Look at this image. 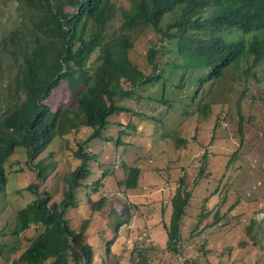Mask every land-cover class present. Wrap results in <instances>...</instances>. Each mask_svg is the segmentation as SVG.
Instances as JSON below:
<instances>
[{"label":"trees","instance_id":"1","mask_svg":"<svg viewBox=\"0 0 264 264\" xmlns=\"http://www.w3.org/2000/svg\"><path fill=\"white\" fill-rule=\"evenodd\" d=\"M12 1L15 2V11L21 20L20 27L3 39L7 46L6 50L14 57L16 73L14 84L9 85L11 87L16 85L14 94L10 96H16V99L0 102V196L13 190V187L8 186L6 169L10 157L18 148L26 149L27 166L36 171L40 181H45L47 166L44 162L35 164L38 156L56 138H62L72 131L79 135L83 129H88L89 133L86 139L76 143L73 154L79 160V165L65 175V188L59 202H51V194L46 191L39 193L38 187L41 182L28 186L36 198L18 210L13 217L14 224L2 231L4 235L8 234L16 238L19 244L23 239L26 243L23 244L24 248H18L16 251L12 246L14 244H0V252L5 262L7 264H127L129 262L149 264L148 259L151 258L149 250L152 248L147 250L146 247L144 250L137 247L136 240L144 237L143 231L139 232L137 237L132 235L130 230L134 229L132 225L130 226V218L133 215L132 209H138L135 216L143 221L142 226L153 227L157 223L155 215L151 216L150 209L147 211L136 205L131 207V205L116 204V199H111L110 195L97 189L99 183L104 185L102 179L99 183L97 181V184L94 182L96 185L94 187L91 186L92 182L87 183L90 179L94 180V177L100 179L98 176L100 168L96 164L100 161V155L90 153L88 148L95 140L113 141L116 144L126 143L122 142L120 136L128 133L130 128H133L138 136L142 133L140 128L143 125L150 123L158 129L160 125L166 123V119L169 121L173 101L161 96L153 97L145 94H148L147 90L154 81L162 77L182 88L185 86L183 83L187 79V74L182 73L177 84L175 79L180 73L174 70L191 67L199 59L201 51L194 45L189 47L187 38L179 35L177 31L183 14L189 9V0H131L130 8L122 7L117 27L109 24L114 17L115 8L110 0ZM252 3H257V0L240 1V7L234 14L237 24L247 26L256 22L251 8ZM143 24L151 30L159 31L162 38L175 40L173 45L176 48L175 52L180 56L179 65L170 71L162 68L159 57H156L158 49L152 48L154 39L150 41L151 49L147 53L148 71H144L131 61L130 52L141 30V27H137ZM235 40L237 39L213 49L210 53L211 60L218 65L226 63L227 47ZM157 43L158 40L155 46ZM8 46L11 47L8 49ZM255 49L257 51V47ZM159 53L164 55L162 51ZM247 54L241 57L240 66L246 79L249 78L247 70L255 61L249 52ZM209 64L208 60L206 65ZM61 81L68 87V94L61 105L52 108L47 100L57 92ZM123 84H129L130 88H123ZM165 87L167 88V81ZM69 94L74 98L71 99ZM166 96L165 90L164 97ZM123 98H136L142 104L144 100L161 101L157 104L160 116L149 110L122 106L119 102ZM242 98L236 101L233 109L236 119L240 118L245 123L264 116V106L259 105L256 99L250 104L252 111L239 113ZM126 103L128 104V101ZM141 118L145 120L142 121ZM242 121L238 123L237 129H234L236 134L231 137L233 151L225 150L227 147L222 145H216L211 150L214 156L217 154H221V158L223 155L230 156L226 169L229 168L234 156H238L241 144L243 143L244 146L246 141ZM132 122H135L136 128L130 125ZM123 123L128 125L127 130H117V137L107 135L113 132L114 126L118 124L124 129ZM213 136L215 137V134ZM180 141L184 142L183 139ZM65 144L70 146L69 139L65 138ZM204 147L205 155L198 159L201 162L198 175L207 163L210 146ZM105 171L109 173L108 170ZM140 173V168L131 167L127 178L125 181H120V184H125L129 189L137 188ZM216 182L218 184L215 190H218L220 195L223 188L226 192H230V188L225 183L221 184L220 180ZM185 184V178L182 176L171 200L169 220L160 222L167 231L163 232L168 238L166 251L179 259L178 255L183 257L184 260L180 264H197L198 258L184 254V249L189 244L188 240L198 233V227L210 215L213 214L214 221L203 225L202 230L205 227H213L223 218L229 217L235 204L222 213L221 207L227 195H224L218 204V209L207 206L205 201H209L210 197L206 196L199 202V209L202 212L200 210L197 212L192 208L193 198ZM83 188L89 190L86 191V199L92 202L91 217L77 226L75 217L66 214L70 208L80 205L78 192ZM237 200L238 198L236 202ZM253 223L251 229L254 230V236H257L260 230L263 231L264 236V223L261 224L257 219ZM193 226L196 227L189 232L190 227ZM152 227L148 229L150 234L154 230ZM122 233L131 240L121 239ZM112 235L114 237H110ZM6 246L7 249L4 251ZM118 248L123 249L125 253L123 257L117 256ZM17 252L18 254L11 258V255Z\"/></svg>","mask_w":264,"mask_h":264},{"label":"rangeland","instance_id":"2","mask_svg":"<svg viewBox=\"0 0 264 264\" xmlns=\"http://www.w3.org/2000/svg\"><path fill=\"white\" fill-rule=\"evenodd\" d=\"M110 1L116 5L114 11L116 16L122 13V7L129 8L131 6L130 0ZM14 4L15 2L12 0H0V102L16 99V96L10 97L14 94L16 85L12 87L9 85L10 83L14 84L16 73V67L13 63L14 57L6 50L7 46L3 42L5 37L20 27L21 18L17 15ZM118 25L119 21L112 24L113 27ZM153 38L154 35L151 32L140 34L130 54L139 68L145 71H148L146 53ZM10 47L8 46V49ZM170 55L160 56L159 62L162 67H170L168 63L171 61ZM227 86L228 83H225L224 88ZM123 88L129 89L130 85L123 84ZM147 91L148 94L145 95L149 96L155 93L157 89L148 88ZM257 93L254 87L248 89L245 92L242 105L245 107L251 104L254 101L253 98L256 97L257 103L264 106V100ZM67 94L68 87L61 81L59 89L52 97L48 98L47 102L52 108H57L65 101ZM69 95L71 99L74 98L72 94ZM144 101L142 104L136 98H123L119 103L132 109L149 110L160 116L154 101ZM234 103L235 100L227 101L222 106L223 110L216 109L208 119L201 118L193 111L184 116L181 113V107L176 105L171 109L169 121L166 119L169 125L164 126L165 133L170 135L167 138H162L156 127L149 123V125L141 126L142 133L138 136L134 135L131 130L121 135L122 142L126 143L116 144L113 141L100 140L90 143L88 151L100 155V161L96 163L100 168L98 172L100 179L97 180L98 177H94V180L90 179L87 183L92 182L91 186L94 187L96 186L94 182L98 181L97 183H99L102 179L104 185L99 183L97 189L110 195L111 199H116V204L119 206L131 205V207L136 205L147 209V211L150 209L151 216L155 215L157 223L153 227L151 226L154 229L152 234L148 231L151 227L142 226L143 221L135 216L139 211L138 209H132V216L135 217L131 216L130 218V226L132 225V229L135 230H130V233L137 237L138 233L143 231L144 237L136 240L137 247L144 250L146 247L147 250L152 248L149 250L151 253V258L148 259L149 264H172V262L180 264L184 260L183 257L178 255L179 259L168 250L166 251L168 238L163 232L167 231L160 222L162 220L168 222L169 220L171 200L182 176L186 181V189L193 198L192 208L196 209L197 212L200 210L199 202L206 196L207 198L210 197L209 201H205L207 206L218 209V204L224 195H227L225 203L221 207L222 213L235 204L231 215L223 218L213 227H205L202 230L203 225L211 224L214 221L213 214L202 221L198 227V233L188 240L189 244L184 249V254L188 257L198 258L197 264H264L263 231L260 230L258 235L254 236V230L251 229L255 219L261 224L264 223V116L243 124L246 141L244 146L243 143L241 144L238 156H234L228 169L225 166L230 156L223 155L221 158V154L214 156L211 151L216 145H222L227 147L225 150L233 151L231 137L236 134L234 129H237L239 120L227 111ZM141 120L145 119L141 118ZM181 120L183 121L182 125L175 129ZM120 126L119 124L114 126L113 132L107 135L117 137V130H127ZM88 133V129H83L79 135L72 131L62 138H56L38 156L35 164L44 162L47 166V179L45 181H40L36 171L27 166L28 157L25 148H18L10 157L6 172L9 178L8 186L13 187V190L6 191V195L0 196V244H14L12 246L15 251L18 248H24L23 244L26 243L24 239L19 244L16 238L8 234L4 235L2 231L4 228L9 229L14 224L13 217L18 210L36 198V195L28 189L30 184L41 182L38 191L39 193L46 191L51 194V202H59L62 199L65 188L64 177L77 167L76 165H79V160L75 158L73 150L78 141L87 138ZM65 138L69 139L70 146H66ZM180 139H183L184 142L181 143ZM227 143L229 145H226ZM206 145L210 146L209 151L207 150V163L198 175V167L201 165L198 159L205 155L204 146ZM131 167L141 170L138 186L135 189H129L125 184H120V181H125L127 178L128 170ZM105 170H108L109 173ZM216 180H220L221 184L225 183L230 188V192H226L223 188L220 195L218 190H215L218 184ZM86 191L89 192L88 189L83 188L78 192L80 205L70 208L66 214L75 217V225L77 226L80 222L91 217L92 202L86 199ZM237 198L238 202H236ZM231 216L232 218H230ZM256 226L258 227V225ZM195 227H190L189 232ZM110 237H114V235ZM120 238L131 240L123 233ZM6 249L7 246L4 251ZM116 251L119 257L125 255L122 248H118ZM16 254L18 252L12 254L11 258ZM0 264H7L1 252ZM127 264H131V262Z\"/></svg>","mask_w":264,"mask_h":264},{"label":"clouds","instance_id":"3","mask_svg":"<svg viewBox=\"0 0 264 264\" xmlns=\"http://www.w3.org/2000/svg\"><path fill=\"white\" fill-rule=\"evenodd\" d=\"M240 1L242 0H189V9L183 14L182 22L179 24L177 31L179 35L187 38L186 41L189 42V47L194 45L201 51L199 59L191 67H182L174 70L180 73L179 77L175 79L177 84L180 82L182 73L187 74V79L183 83L185 86L179 88L168 79L162 77L154 81L150 88H156L157 91L150 95L172 100V108L179 105L182 109L181 113L184 116L188 112L193 111L203 119H208L216 109L223 110L222 106L227 101L235 100L236 103L242 97L239 113L252 111L250 104L245 107L242 105L245 92L252 87L257 90V95L264 100V44L262 45L264 42V0H257V3L251 4L256 22L247 26L239 25L234 20V14L237 12V8L240 7ZM114 6L113 11L116 9L115 4ZM119 16H116L114 12V17L109 24L112 26L114 22L119 21ZM140 27L139 35L147 32L153 33L154 43L152 48L156 47L155 49H158L156 57L160 58V51L163 54H171L169 56L171 61L168 62L170 67L162 68L170 71V69L175 68L176 65L181 63L179 53L175 52L174 39H164L160 36L159 31L156 29L151 30L144 24L137 28ZM137 38H135V44ZM235 38L237 40L230 43L227 47L228 58L226 63L218 65L215 61L211 60L210 53L213 49L220 48L226 42H230ZM157 40L158 43L155 46ZM254 41H258V43H254ZM255 47H257V51ZM149 49H151V44ZM247 52L255 60L254 64L247 70L248 79H246L242 69L240 70L241 57L248 55ZM130 59L137 65L132 58ZM208 60L210 64L207 66L206 62ZM165 81H167V88L165 87ZM225 83H228L226 88H224ZM165 90L167 91L166 97H164ZM253 99H256V97ZM154 102L159 104L161 101L157 100ZM235 103L227 111V113L233 116L236 114L233 112ZM131 120L133 121L132 118ZM241 121L239 118V123ZM182 122V120L179 121L175 129L181 126ZM242 123L244 124L243 121ZM167 124L169 125L166 122L164 125H160V128H156L161 133L162 138L170 136L164 130V126ZM130 125L136 128L135 122H132ZM127 127L128 125L124 124V129ZM130 129L136 135V131L133 128Z\"/></svg>","mask_w":264,"mask_h":264}]
</instances>
